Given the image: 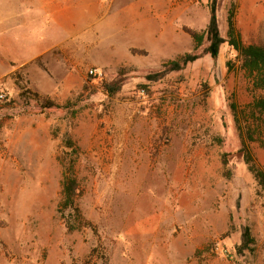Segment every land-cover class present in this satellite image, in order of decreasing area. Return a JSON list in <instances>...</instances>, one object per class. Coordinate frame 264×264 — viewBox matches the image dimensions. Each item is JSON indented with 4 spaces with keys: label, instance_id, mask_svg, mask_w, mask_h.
I'll return each mask as SVG.
<instances>
[{
    "label": "rangeland",
    "instance_id": "rangeland-1",
    "mask_svg": "<svg viewBox=\"0 0 264 264\" xmlns=\"http://www.w3.org/2000/svg\"><path fill=\"white\" fill-rule=\"evenodd\" d=\"M211 2L0 0V264H264V194L230 109L248 84L226 43L213 59L191 39ZM232 4L243 44L264 47V0H218L221 37ZM249 150L264 171V146ZM59 158L89 229L57 213Z\"/></svg>",
    "mask_w": 264,
    "mask_h": 264
},
{
    "label": "trees",
    "instance_id": "trees-1",
    "mask_svg": "<svg viewBox=\"0 0 264 264\" xmlns=\"http://www.w3.org/2000/svg\"><path fill=\"white\" fill-rule=\"evenodd\" d=\"M217 1L212 0L209 6V22L206 30L203 33H192L191 39L194 43V51L206 39L209 42L206 51L213 59L217 57L219 48L224 43L237 55L239 69L247 81L250 95V102L243 108L239 109L236 104L230 105L241 143L238 154L241 156L247 171L253 176L257 188L264 194V171L257 167L249 150V144L251 143H258L260 146H264V47L243 44L235 26V6L233 4L227 11L226 38H222L216 19ZM195 60L196 56L193 54L180 56L165 64L163 70L156 76L164 77L171 72L181 71ZM117 89L118 87L110 91V93L112 94ZM34 97L40 100L38 96L34 95ZM66 144L67 148L72 150V155L78 153V148L70 140H67ZM58 161L62 168V174L57 213L63 221L67 232H79L89 229L91 224L83 218L75 204L77 181L74 174V166L66 165L61 158ZM222 166L223 168L227 166L225 158H222ZM253 244L254 240L250 231L245 228L242 233V245L239 250L243 249L252 252Z\"/></svg>",
    "mask_w": 264,
    "mask_h": 264
},
{
    "label": "crops",
    "instance_id": "crops-1",
    "mask_svg": "<svg viewBox=\"0 0 264 264\" xmlns=\"http://www.w3.org/2000/svg\"><path fill=\"white\" fill-rule=\"evenodd\" d=\"M7 32V31H6ZM70 39H72V36H69V38H68V41H71ZM39 41H41V39L39 40ZM42 42V41H41ZM41 44V43H40ZM51 44V42L49 43V45L48 46H46V47H44L43 45L41 46V49L38 51V52H36L35 54H34V56L32 57V58H30L29 60H24V61H21L20 63H16L15 61H12V59H10L14 64H16V65H18L19 67H21V66H24L28 61H30V60H32V59H34V58H36V57H38V56H40V55H44V54H46L51 48H52V45H50ZM70 45L68 46L69 48H71L73 45H74V43H69ZM45 45H46V43H45ZM42 47H44V48H42ZM7 58H10V57H7Z\"/></svg>",
    "mask_w": 264,
    "mask_h": 264
},
{
    "label": "built area",
    "instance_id": "built-area-1",
    "mask_svg": "<svg viewBox=\"0 0 264 264\" xmlns=\"http://www.w3.org/2000/svg\"><path fill=\"white\" fill-rule=\"evenodd\" d=\"M89 74L92 75L93 72L90 71ZM0 99H3V96L2 95H0Z\"/></svg>",
    "mask_w": 264,
    "mask_h": 264
}]
</instances>
